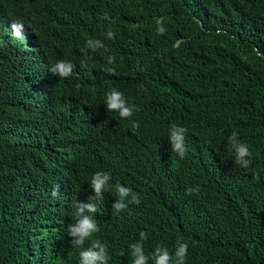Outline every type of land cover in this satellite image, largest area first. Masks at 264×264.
<instances>
[{
  "label": "trees",
  "instance_id": "1",
  "mask_svg": "<svg viewBox=\"0 0 264 264\" xmlns=\"http://www.w3.org/2000/svg\"><path fill=\"white\" fill-rule=\"evenodd\" d=\"M94 38L107 55L82 52ZM59 60L75 65L70 77L49 72ZM113 88L130 118L102 111ZM93 115L101 135H84ZM172 125L187 129L183 159ZM84 141L90 162L74 149ZM96 172L141 202L117 212L116 193L95 199ZM88 201L108 264H132L141 231L148 264L177 240L185 264H264V0H0V264H79L91 239L72 246L67 229Z\"/></svg>",
  "mask_w": 264,
  "mask_h": 264
},
{
  "label": "clouds",
  "instance_id": "2",
  "mask_svg": "<svg viewBox=\"0 0 264 264\" xmlns=\"http://www.w3.org/2000/svg\"><path fill=\"white\" fill-rule=\"evenodd\" d=\"M12 34L16 38L23 39L24 37V25L22 23L14 22L10 25ZM158 34H163L165 29L162 25H159L156 29ZM108 39H114V33L108 31L106 33ZM87 50L95 52L96 50L101 51V55H107V49L104 44V39L94 38L86 41L85 49L82 52L87 55ZM113 57L109 56L108 61L112 63ZM84 66V65H82ZM75 65L66 60H59L49 68V72L60 78H68L72 75ZM108 111L118 112L121 119H128L132 116L134 106H129L126 101L124 94L119 90L113 88L106 91L102 101V111L104 112V106ZM90 129L79 130L85 134H100V130L103 128L104 123H100L96 115H93L89 121ZM131 127L136 129L139 124L135 121L131 122ZM187 129L182 126L172 125L169 132V140L172 145V151L183 159L187 153L185 146V134ZM101 135V134H100ZM229 143L235 153V162L241 167L247 168L251 160L252 153L249 151V147L240 143L238 140V134L233 132L229 137ZM74 149L78 156L83 157L85 160L90 162L87 155L86 143L78 142ZM98 167L90 168L87 172L90 173L96 170ZM259 178V175L255 177ZM111 180V174L108 172H96L92 175L88 182V190L94 191V198L97 200L102 199V194L106 191L108 193H116L118 199L112 206L117 212L123 211L128 207L125 203L130 197L129 203L139 204L141 201L138 194L133 193V190L129 187H125L119 183L110 188L109 181ZM59 186L57 190L52 193L53 196L58 195ZM199 187L186 189V194L191 195L198 193ZM97 205L92 202L78 203L75 204V212L73 213L75 223L68 226L67 233L73 239L71 241L72 246L81 247L85 244V241L90 240L95 233L99 231V227L93 218V213H96ZM140 240L136 243L129 245L131 256L133 257L132 264H148L149 255L145 254L143 241L147 239V234L143 231L139 233ZM188 255V244L177 240L174 252L170 253L169 249L163 245H157L151 253V259L153 264H185L186 257ZM80 261L79 264H108L107 246L98 239H91V244L86 249L79 253Z\"/></svg>",
  "mask_w": 264,
  "mask_h": 264
}]
</instances>
